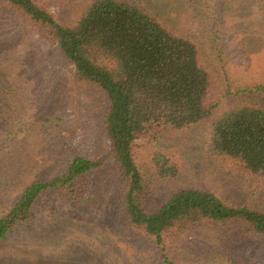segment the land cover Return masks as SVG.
Wrapping results in <instances>:
<instances>
[{"label":"rangeland","instance_id":"obj_1","mask_svg":"<svg viewBox=\"0 0 264 264\" xmlns=\"http://www.w3.org/2000/svg\"><path fill=\"white\" fill-rule=\"evenodd\" d=\"M36 1L66 26L89 0ZM138 1L165 16L177 13L178 27L200 41L202 58L216 79L211 102L218 111L245 102L264 108V92L252 91L264 86L263 0ZM108 108L102 90L77 77L57 44L0 0V217L27 187L60 175L73 157L104 162L100 173L84 180L80 199L45 193L32 218L0 240V264H163L153 238L128 226L124 184L114 173L105 126ZM209 140L205 123L138 140L142 165L160 151L179 172L176 180L150 184L147 191L201 188L264 211V179L214 156ZM212 229L167 233L168 256L178 264H214L208 258ZM247 246L237 245L235 255L252 258Z\"/></svg>","mask_w":264,"mask_h":264},{"label":"trees","instance_id":"obj_2","mask_svg":"<svg viewBox=\"0 0 264 264\" xmlns=\"http://www.w3.org/2000/svg\"><path fill=\"white\" fill-rule=\"evenodd\" d=\"M7 2L57 44L80 80L105 94L109 103L105 126L114 173L124 184L121 199L128 226L153 238L163 264H178L167 254V233L206 227L214 228L210 231L215 235L208 239L212 246L208 258L214 264H264L263 210L234 204L201 188L147 191L150 184L176 180L179 172L160 151L142 165L137 141L204 123L209 125L214 156L228 158L264 179V108L245 102L217 110L211 102L216 79L202 58L200 41L178 27L177 13L165 16L138 0H89L77 20L65 26L36 0ZM252 91L264 92V86ZM103 168L104 162L75 156L60 175L32 183L0 217V240L32 218L45 193L80 199L84 180ZM239 244H250L246 249L252 258L235 255Z\"/></svg>","mask_w":264,"mask_h":264}]
</instances>
